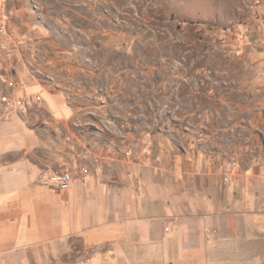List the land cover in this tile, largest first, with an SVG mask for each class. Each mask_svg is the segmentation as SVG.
<instances>
[{
	"label": "rangeland",
	"instance_id": "rangeland-1",
	"mask_svg": "<svg viewBox=\"0 0 264 264\" xmlns=\"http://www.w3.org/2000/svg\"><path fill=\"white\" fill-rule=\"evenodd\" d=\"M0 16L15 47L0 58V120L14 113L1 97L29 81L56 92L74 110L78 167L136 144L234 149L264 131V0H4ZM40 103L52 147L66 129Z\"/></svg>",
	"mask_w": 264,
	"mask_h": 264
},
{
	"label": "crops",
	"instance_id": "crops-1",
	"mask_svg": "<svg viewBox=\"0 0 264 264\" xmlns=\"http://www.w3.org/2000/svg\"><path fill=\"white\" fill-rule=\"evenodd\" d=\"M10 62L23 81L19 57ZM26 86L13 94L41 93L66 132L46 147L36 106L0 120V264H264V131L234 149L136 144L129 157L100 152L78 167L73 107L40 83ZM70 169L80 174L67 191L39 180Z\"/></svg>",
	"mask_w": 264,
	"mask_h": 264
},
{
	"label": "built area",
	"instance_id": "built-area-1",
	"mask_svg": "<svg viewBox=\"0 0 264 264\" xmlns=\"http://www.w3.org/2000/svg\"><path fill=\"white\" fill-rule=\"evenodd\" d=\"M15 47L10 42V31L7 20L0 16V53L6 56H11L14 54ZM1 102L5 105L6 110L12 111L18 115H27L29 111L41 102V96H37L35 99L29 97L13 98L4 95L1 97ZM5 116H8L7 114ZM235 161L232 162V166H236ZM80 173L78 170H63L60 172H55L47 175L43 182L45 185L58 190L67 191L69 190L72 181ZM225 181L228 178L225 177Z\"/></svg>",
	"mask_w": 264,
	"mask_h": 264
}]
</instances>
